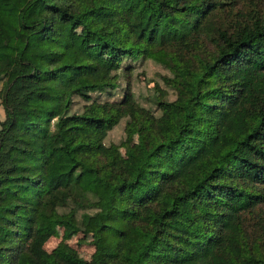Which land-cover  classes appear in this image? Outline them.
I'll use <instances>...</instances> for the list:
<instances>
[{
	"label": "trees",
	"instance_id": "trees-1",
	"mask_svg": "<svg viewBox=\"0 0 264 264\" xmlns=\"http://www.w3.org/2000/svg\"><path fill=\"white\" fill-rule=\"evenodd\" d=\"M0 94V264H264V0H0Z\"/></svg>",
	"mask_w": 264,
	"mask_h": 264
},
{
	"label": "rangeland",
	"instance_id": "rangeland-1",
	"mask_svg": "<svg viewBox=\"0 0 264 264\" xmlns=\"http://www.w3.org/2000/svg\"><path fill=\"white\" fill-rule=\"evenodd\" d=\"M103 64H107L105 59H101ZM164 73V70L160 66L150 63L148 66L138 64L134 73L130 76L131 87L135 93L138 101L146 107H152V102L149 103L146 100L148 95H155L161 93H167V97L174 98V92L160 81L159 74ZM125 86V82L122 83ZM165 90V92H163ZM5 118V111L3 107V100L0 94V120ZM127 119H124L118 126H116L107 138V142H121L126 136L125 124ZM63 240L71 249L76 250L80 255L89 258L94 248L89 244L87 239L80 240L79 236L73 235L69 230L61 231L53 236L47 243L46 248L51 251L58 243Z\"/></svg>",
	"mask_w": 264,
	"mask_h": 264
}]
</instances>
